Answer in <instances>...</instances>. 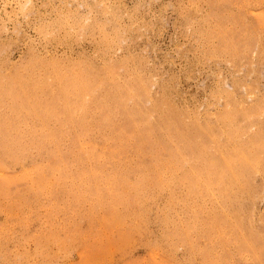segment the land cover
Wrapping results in <instances>:
<instances>
[{
  "label": "rangeland",
  "instance_id": "rangeland-1",
  "mask_svg": "<svg viewBox=\"0 0 264 264\" xmlns=\"http://www.w3.org/2000/svg\"><path fill=\"white\" fill-rule=\"evenodd\" d=\"M263 18L264 0H0V264H260L235 232L233 203L215 190L216 199L189 191L182 171H168L167 151L157 152L168 161L157 185L140 188L133 166L150 154L134 153L122 165L119 156L116 162L105 157L109 163L98 171L105 179L98 175V183L119 199L101 201L91 167L72 162L40 174L54 144L21 154L19 162L2 158V150L7 135L25 145L29 136H83L91 117L83 110L86 78L101 73L106 84L96 82L95 94L109 103L112 85L128 90L134 75L143 74L153 82V95L168 91L174 105L196 111L203 126L218 129L223 114L232 112L221 126L233 138L221 151L225 157L240 149L257 158L254 196L242 209L249 208L264 234ZM241 21L257 27L262 48L250 65L236 68L218 36L240 30ZM211 47L219 51L213 58ZM234 165L222 161L199 182L229 178ZM144 171L151 180L146 168L138 173Z\"/></svg>",
  "mask_w": 264,
  "mask_h": 264
},
{
  "label": "bare ground",
  "instance_id": "bare-ground-1",
  "mask_svg": "<svg viewBox=\"0 0 264 264\" xmlns=\"http://www.w3.org/2000/svg\"><path fill=\"white\" fill-rule=\"evenodd\" d=\"M258 20H260V18H258ZM240 25H241L240 30H236L232 27L230 28V30L220 33V35L218 36V38L221 39L223 45L222 54L225 57H227L228 61H230L231 64L236 68H239L242 63H246V65L247 64L250 65L249 63L253 62L255 51L262 48V44L260 42V34L257 27L247 25L242 21ZM263 28L264 26L261 29ZM218 54L219 51L213 47H211V49H209L207 52V55L211 56L212 58L217 56ZM111 74L112 73L110 71L106 72L107 77H109V75ZM98 75H99L98 77L95 76L94 78L93 77L89 78L90 77L89 76L86 78L85 81L84 95L86 98L85 99L86 105H83V110L84 113L86 114V117H88V115L91 117L88 119L90 121L86 122V133L83 136L76 135L72 138H70L69 136L68 137L69 139H67V137H65L66 138L65 139L62 136L51 134L52 136L50 137H45L46 136L45 135L44 137L38 140H35L34 136H29L27 138L29 139V142L27 145H25L24 144L25 142L23 141L22 138L16 139L15 137L12 138L13 136L9 137L10 135L9 136L7 135L5 136L6 149L2 150L3 151L2 158L13 156L15 159H17L16 161L19 162V159L21 158V154L30 153L31 149L33 148L41 149V147L46 144H51V145L54 144L55 146L54 151H51V153L49 154L48 157L49 160L47 162V165L45 167H42L43 171L40 174H44V172L47 170L52 171L57 167H62L64 165L69 166L70 163L72 164V162L78 165L91 167L92 171L89 173L91 177L90 179L96 184L97 194L101 198V201L107 200L110 197H111L110 199L117 201L119 198L117 199L113 198V197H117V194L115 193L111 194L113 193V191L108 192V188L104 184L99 185L98 183V175L99 177L102 178V175H104L105 173V172L103 174L101 173L102 172L101 169L103 168V161L106 159L105 157L109 158L108 160H110L111 158L115 160L114 157L119 156L121 157V162L119 163L122 165L124 161H126L127 159H131V155L134 153L141 156H147L150 154L151 155L150 159L143 160L142 164L136 163L138 165L136 167L133 166V168L136 169V171L133 174L139 175L137 182L138 181L140 182L139 185L140 188L142 186L149 185V182L150 185H155V184L157 185V178L162 176L164 171H166L165 164H168L167 163L168 161L164 163L165 161H163V159L165 158L162 159V157L159 154H157V152L160 150L167 151L168 160L172 166L170 167V170L168 168V171H172V173L178 170L182 171L184 173V178L188 180V183L191 186L189 188V191L192 189L195 195L197 194L205 198L208 196L214 197V190H215L218 193L219 197L224 199V201H230L231 203H233L232 204L233 206L230 207V209H232L234 212L237 213L238 221L237 224L234 226L236 234L242 236V240H244L245 243L244 248L246 247V249L252 252V254L255 256L256 262L260 264H264V260H262L264 259V234L259 230L256 231L250 210H248L249 208L246 209L245 211L242 209V205L244 206L247 200L252 202V197L254 196L252 195L253 190H255L252 177L254 173H256L258 170L259 167L258 160L257 158H254L253 154L251 155L246 154L245 152H242L240 149H239L240 151L237 149V151H235L232 154V156H225V157H223V152L221 151L231 142V138H233L231 137V133L225 132L223 130L224 128L222 129L221 126L222 122L226 118L231 117L232 112L230 113L227 111L225 112V114H223L224 116H222L223 118H220L222 121L219 122L220 126H218V129L206 124L205 126H203L199 122L200 120L199 117L197 116V112L196 111L192 112L187 108L185 109L178 108V106L174 105L172 98H170L171 96L170 97L168 96L170 94L168 91L164 90L160 92L158 95H153L152 94L153 82L150 80V78H148L143 74L134 75L135 82L133 88H130L128 90L117 89L115 86L112 85L111 90L114 91V95L110 96V98L108 99L109 103H107L104 102V98L101 97L102 95L99 96L95 94L96 82L99 81L100 84L101 83L106 84V80H102L100 82L101 73H99ZM1 93H2V100L7 98L6 97L7 94L5 93L4 90L1 91ZM218 93L219 92H217V94ZM10 109H11V105H10ZM244 114L246 115L247 112L244 111ZM92 123H94L93 126ZM239 123H241V121ZM6 124H10V122L9 123L7 122ZM242 126H244V124ZM107 129L111 131L110 132L111 138L107 137V135L103 133L104 131L105 133H107L106 132ZM94 131L95 133L98 131L102 134V135L100 134L101 136L99 137V139L95 138L96 136L95 134H93ZM237 135L240 136L239 134ZM254 138L256 139V137ZM27 139L25 138V140ZM100 139L101 140L103 139V141H101ZM234 139H237V136ZM221 140H223L222 143ZM66 141H68L67 143L68 146L66 147L65 144V147L67 149L64 150L63 144ZM13 145L18 146L16 147L17 149L14 147L15 151L13 149H10L12 148L11 146ZM251 150L253 149H250V151ZM207 155H209L208 157H210L211 160L207 162V165L201 170L200 164L203 162V160ZM125 158L126 160H124ZM108 160L106 161L108 162ZM116 161L117 160H115V162ZM222 161H225L227 163L228 162L235 163V165L230 169L229 178L218 177L214 182H211L209 178L204 177L203 178L204 180L201 183L199 182V180L202 179L200 177L201 175L205 173H214L217 170V168L220 167ZM142 168H146L149 171L150 175H152L151 180L149 178L150 176L147 173H145V171L144 173L141 174L138 173V171H140ZM131 170H133L132 167L130 171ZM98 171H101L100 173L102 175L98 174ZM28 176L30 175H26V177ZM147 177L149 178L150 181L146 179ZM41 180L42 182H44L43 179ZM186 180L185 182L187 183ZM129 181L131 183H134V180L132 181V179H130ZM137 184L138 183L133 185H137ZM117 191L118 190H116V192ZM141 194L142 193L138 195ZM134 201H136L135 197H134ZM122 202H124V200ZM103 224H104L103 226L105 227L106 223L104 221ZM217 227L219 228V226ZM186 229L188 228L186 227L185 230ZM221 229L224 230V228Z\"/></svg>",
  "mask_w": 264,
  "mask_h": 264
}]
</instances>
